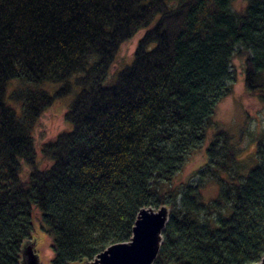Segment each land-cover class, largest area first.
I'll return each instance as SVG.
<instances>
[{"label":"trees","instance_id":"16d2710c","mask_svg":"<svg viewBox=\"0 0 264 264\" xmlns=\"http://www.w3.org/2000/svg\"><path fill=\"white\" fill-rule=\"evenodd\" d=\"M237 1L0 0V264H22L41 236L52 240L50 264L93 261L132 240L143 209L165 205L155 264L264 259V133L215 119L236 58L247 92L264 99V0ZM76 87L71 129L39 148L35 127ZM198 151L205 165L177 183Z\"/></svg>","mask_w":264,"mask_h":264},{"label":"rangeland","instance_id":"374dc122","mask_svg":"<svg viewBox=\"0 0 264 264\" xmlns=\"http://www.w3.org/2000/svg\"><path fill=\"white\" fill-rule=\"evenodd\" d=\"M234 5H236V8L242 9L245 6V1L238 0ZM143 34L144 33L137 35L133 40L122 47L117 64L113 67L111 76L106 82L107 85L114 83L117 76L116 74L119 71L124 70V68L133 62L136 52L135 50L137 49V45ZM234 65L236 79L233 83V93L219 105L215 119L222 126L228 129L230 128L238 135L242 129H245L261 136L264 133V99L260 96L251 95L247 92L245 59L236 58ZM18 83H15V86H19L20 83ZM44 86L45 89L49 90L53 94L62 87V84L46 83ZM79 90L80 88L76 87L73 94L66 98L57 100L56 103L45 112L44 116H42L37 127H35L36 130L34 133V138H36V144L39 148L44 143L55 139L59 134L71 129V125L65 120L64 115L66 114L69 105L75 99V94H77ZM248 143L249 140L246 138V141L243 143L244 147L249 146ZM250 150L254 151L252 147ZM247 154H249V151L245 153V156ZM206 160L207 158L204 152L198 151L191 158L185 170L178 176L177 183L180 184L189 182L194 172L199 170V168L201 169V167L205 165ZM40 166L45 168L47 163L41 160ZM29 172V167L25 165L23 174L24 178L28 177ZM217 192L218 189L214 185H211L207 190H205L204 197L206 202L216 198ZM35 239L38 242L37 252L41 257L42 263L50 264L54 257L51 238L48 236H41L40 239Z\"/></svg>","mask_w":264,"mask_h":264},{"label":"water","instance_id":"95a60500","mask_svg":"<svg viewBox=\"0 0 264 264\" xmlns=\"http://www.w3.org/2000/svg\"><path fill=\"white\" fill-rule=\"evenodd\" d=\"M168 206L145 208L137 219L130 242L110 246L86 264H155L164 243V232L170 222ZM38 242L28 241L23 249L22 264H43L37 252ZM264 264V259L260 263Z\"/></svg>","mask_w":264,"mask_h":264}]
</instances>
